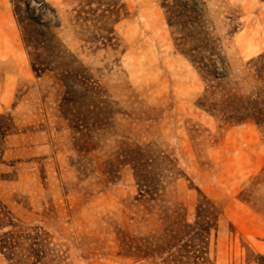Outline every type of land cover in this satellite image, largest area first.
<instances>
[{"label":"rangeland","instance_id":"374dc122","mask_svg":"<svg viewBox=\"0 0 264 264\" xmlns=\"http://www.w3.org/2000/svg\"><path fill=\"white\" fill-rule=\"evenodd\" d=\"M198 1L199 16L173 0H0V114L15 126L0 201L50 236L46 264H150L121 234L161 244L199 205L218 218L215 264L264 253V130L199 106L264 52V1ZM190 34L217 46L201 54L225 77L183 53Z\"/></svg>","mask_w":264,"mask_h":264},{"label":"trees","instance_id":"16d2710c","mask_svg":"<svg viewBox=\"0 0 264 264\" xmlns=\"http://www.w3.org/2000/svg\"><path fill=\"white\" fill-rule=\"evenodd\" d=\"M198 3V0H173V7L178 9L179 14L191 11L199 16ZM170 24L183 25V22L177 20ZM199 33L205 34L203 31ZM190 38L194 41L183 50L188 59L210 79L225 77L226 74L218 75V66L211 59L206 61V56L201 54V51L206 50L214 56L217 46L212 42H202L192 34L185 39ZM23 40L26 46L35 48L36 44L31 38L23 36ZM31 67L36 73L43 71L38 62L32 61ZM199 106L228 123L250 122L264 130V52L246 61L241 75L232 81V86L226 88L217 100L208 104L203 98ZM14 129L12 118L0 114V140L14 132ZM3 152L0 144V162ZM259 176V183L264 184V168ZM136 178L139 181L138 176ZM262 213L264 215V208ZM217 219V216L199 205L192 221L182 219L171 224L164 232L161 244L150 240L139 243L131 240L127 234H121V246L125 256L149 260L150 264H215L209 255V241L211 231L217 228ZM49 243L50 236L41 229L23 228L16 224L11 211L0 201V253L8 264H46L44 253ZM248 260L264 264V253L252 254Z\"/></svg>","mask_w":264,"mask_h":264}]
</instances>
